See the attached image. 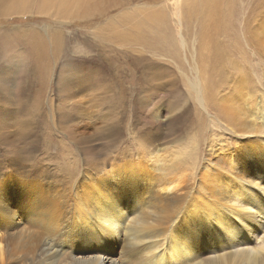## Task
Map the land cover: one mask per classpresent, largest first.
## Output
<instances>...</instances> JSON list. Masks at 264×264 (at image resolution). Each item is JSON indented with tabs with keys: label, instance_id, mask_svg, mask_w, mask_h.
I'll use <instances>...</instances> for the list:
<instances>
[{
	"label": "rangeland",
	"instance_id": "374dc122",
	"mask_svg": "<svg viewBox=\"0 0 264 264\" xmlns=\"http://www.w3.org/2000/svg\"><path fill=\"white\" fill-rule=\"evenodd\" d=\"M263 24L264 0H7L0 7V187L19 172L22 189L60 183L71 193L69 184L103 175L92 172L94 163L107 162V171L142 164L135 159L161 134L158 151L187 146L197 134L202 155L217 128L194 89L222 87L243 69L262 101L264 49L254 33Z\"/></svg>",
	"mask_w": 264,
	"mask_h": 264
},
{
	"label": "bare ground",
	"instance_id": "6f19581e",
	"mask_svg": "<svg viewBox=\"0 0 264 264\" xmlns=\"http://www.w3.org/2000/svg\"><path fill=\"white\" fill-rule=\"evenodd\" d=\"M260 28L253 33L264 49ZM224 83L194 89L217 128L200 156L197 134L190 148L175 142L158 151L159 134L135 159L142 164L129 160L107 171V162L94 163L92 172L103 175L74 181L71 193L60 183L53 189L31 181L22 189L19 172L7 176L0 187V264H264V96L259 101L243 69ZM220 233L226 235L213 238Z\"/></svg>",
	"mask_w": 264,
	"mask_h": 264
}]
</instances>
